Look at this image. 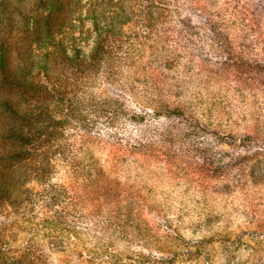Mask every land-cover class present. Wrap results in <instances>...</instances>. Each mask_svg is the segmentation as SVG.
<instances>
[{"label": "rangeland", "instance_id": "1", "mask_svg": "<svg viewBox=\"0 0 264 264\" xmlns=\"http://www.w3.org/2000/svg\"><path fill=\"white\" fill-rule=\"evenodd\" d=\"M63 6L47 46L86 55L108 34L110 58L49 148L0 159L23 173L0 264H264V0Z\"/></svg>", "mask_w": 264, "mask_h": 264}, {"label": "trees", "instance_id": "2", "mask_svg": "<svg viewBox=\"0 0 264 264\" xmlns=\"http://www.w3.org/2000/svg\"><path fill=\"white\" fill-rule=\"evenodd\" d=\"M28 3L31 7L27 9ZM63 5L65 0H0V113H7L5 122L0 120V139L11 142L9 148L0 150L1 160L18 163L32 155L26 152L28 147L34 151L49 148L67 122L60 111L78 118L76 101L82 80L97 74L101 57L110 58V50L102 45L108 34L99 33L95 47L86 55L76 49L70 54L65 47L47 46L58 18L54 11ZM18 41L24 43L12 45ZM33 42L42 45L35 47L38 54L31 48ZM111 64H107L108 70ZM40 155L30 171L37 179L45 177L50 169L46 154ZM1 165L0 200L10 194L11 188L18 187L23 174L9 163Z\"/></svg>", "mask_w": 264, "mask_h": 264}]
</instances>
